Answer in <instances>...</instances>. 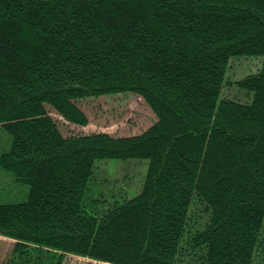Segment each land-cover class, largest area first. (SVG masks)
Listing matches in <instances>:
<instances>
[{
    "label": "trees",
    "instance_id": "16d2710c",
    "mask_svg": "<svg viewBox=\"0 0 264 264\" xmlns=\"http://www.w3.org/2000/svg\"><path fill=\"white\" fill-rule=\"evenodd\" d=\"M262 56L219 100L228 62ZM132 93L139 134L64 136L76 101ZM0 167L29 186L0 204L3 264H264V0H0ZM147 159L140 191L97 210L95 163Z\"/></svg>",
    "mask_w": 264,
    "mask_h": 264
},
{
    "label": "rangeland",
    "instance_id": "374dc122",
    "mask_svg": "<svg viewBox=\"0 0 264 264\" xmlns=\"http://www.w3.org/2000/svg\"><path fill=\"white\" fill-rule=\"evenodd\" d=\"M262 56L232 57L224 74L225 86L219 100L229 98L247 103L251 95H246L236 82L247 75L255 74L262 66ZM86 115L88 124L79 126L65 122L56 113V120L64 136L104 132L112 136H130L146 130L156 120L154 113L142 97L132 93L97 96L76 101ZM11 136L6 129H0V154L9 150ZM148 168L147 159H108L95 163L93 175L87 184L85 196L96 201V208L104 210L108 204L131 198L141 189ZM29 186L19 183L7 170L0 167V204H15L27 200ZM13 240L0 236V264L7 258ZM63 264H108L91 259L65 255Z\"/></svg>",
    "mask_w": 264,
    "mask_h": 264
}]
</instances>
